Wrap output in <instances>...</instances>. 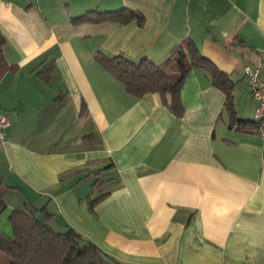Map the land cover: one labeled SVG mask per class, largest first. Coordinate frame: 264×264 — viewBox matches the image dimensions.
I'll use <instances>...</instances> for the list:
<instances>
[{"label":"crops","instance_id":"1","mask_svg":"<svg viewBox=\"0 0 264 264\" xmlns=\"http://www.w3.org/2000/svg\"><path fill=\"white\" fill-rule=\"evenodd\" d=\"M121 8L143 20H73ZM0 30L13 65L0 77L1 232L28 201L121 264H264V119L229 127L202 68L176 113L170 93L135 97L95 56L160 63L190 42L231 78L235 114L255 119L242 74L259 65L264 87V0H0Z\"/></svg>","mask_w":264,"mask_h":264},{"label":"trees","instance_id":"2","mask_svg":"<svg viewBox=\"0 0 264 264\" xmlns=\"http://www.w3.org/2000/svg\"><path fill=\"white\" fill-rule=\"evenodd\" d=\"M76 22H98L112 20L120 23L136 21L140 23L143 16L134 10L121 8L117 10H88L74 17ZM5 36L0 30V77L11 69L3 57ZM96 60L121 81L127 93L139 97L143 94L158 92L161 95L171 94V108L180 113L179 90L184 76L191 68L199 67L207 71L212 83L225 93L224 108L229 116V127L239 130H258L264 114L258 119H241L235 113L232 100V81L209 60L204 58L195 45L190 42L177 45L170 55L160 63L144 57L134 61L122 54L107 56L101 52L95 54ZM172 74L174 76H172ZM171 77H174L172 79ZM1 184V183H0ZM95 186L99 182H94ZM3 188L0 186V212L5 208L2 201ZM99 199H89L91 205ZM46 206L36 207L28 201L23 208L10 212L9 220L13 226L12 237L0 231V252L7 258L4 264H121L105 254L102 249L85 240L72 228L56 231L47 225L50 216Z\"/></svg>","mask_w":264,"mask_h":264},{"label":"built area","instance_id":"3","mask_svg":"<svg viewBox=\"0 0 264 264\" xmlns=\"http://www.w3.org/2000/svg\"><path fill=\"white\" fill-rule=\"evenodd\" d=\"M260 59L264 62V52L261 54ZM259 65L245 64L243 66V74L245 81L248 84V88L251 90L252 96L258 101L257 115L255 119L260 118L264 114V87L259 81ZM0 106V140H3L5 136V129L10 122L9 117L3 111Z\"/></svg>","mask_w":264,"mask_h":264},{"label":"rangeland","instance_id":"4","mask_svg":"<svg viewBox=\"0 0 264 264\" xmlns=\"http://www.w3.org/2000/svg\"><path fill=\"white\" fill-rule=\"evenodd\" d=\"M172 76H174L173 74H172ZM172 79H174V77H171ZM7 259V258H6Z\"/></svg>","mask_w":264,"mask_h":264}]
</instances>
